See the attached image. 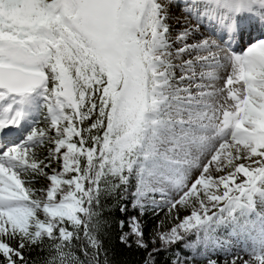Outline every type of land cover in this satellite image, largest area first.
Returning a JSON list of instances; mask_svg holds the SVG:
<instances>
[{
    "label": "snow or ice",
    "instance_id": "1",
    "mask_svg": "<svg viewBox=\"0 0 264 264\" xmlns=\"http://www.w3.org/2000/svg\"><path fill=\"white\" fill-rule=\"evenodd\" d=\"M0 264H264V0H0Z\"/></svg>",
    "mask_w": 264,
    "mask_h": 264
}]
</instances>
